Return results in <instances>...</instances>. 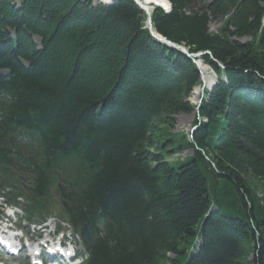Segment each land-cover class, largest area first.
<instances>
[{
	"label": "trees",
	"instance_id": "obj_1",
	"mask_svg": "<svg viewBox=\"0 0 264 264\" xmlns=\"http://www.w3.org/2000/svg\"><path fill=\"white\" fill-rule=\"evenodd\" d=\"M166 1L155 31L219 78L199 107V60L134 0H0V187L45 207L57 174L89 264H264V0Z\"/></svg>",
	"mask_w": 264,
	"mask_h": 264
},
{
	"label": "rangeland",
	"instance_id": "obj_2",
	"mask_svg": "<svg viewBox=\"0 0 264 264\" xmlns=\"http://www.w3.org/2000/svg\"><path fill=\"white\" fill-rule=\"evenodd\" d=\"M99 1L102 2V0H94V2L96 4H99L100 3ZM102 4L103 5H107V4H104L103 2H102ZM145 28H146V25H145ZM219 28H220L219 24L213 23L211 25V32L212 33H216L219 30ZM250 41H251L250 39H245L242 42L243 43H248ZM202 62H203V60H202ZM210 70H211V68H210ZM212 73H213V71H212ZM201 86H202V84H201ZM206 92H209V91H206ZM207 97L208 96H206L205 92L203 94H201L198 98H195V96L192 94V96H191L189 101H190L192 106L199 107L201 105V104H199V102L201 101V103H202V99H207ZM197 119L198 118L195 115V113L188 114V115L181 114L178 117H176L175 124H174L173 128H169L168 129V127H165V129H166L167 133H169L171 136H173V138H175L177 140H181V138L183 139V137H184L187 140V139H190L191 131L194 128L195 121ZM193 153H194V149H192V148L185 149L183 151L176 152L173 155V157H170L168 159V161L169 162H174V163L184 162L187 158L193 156ZM197 245H198L197 249H199L200 248L199 247L200 246V242ZM169 258L170 259H174V257L172 255L169 256ZM167 264H169V263H167Z\"/></svg>",
	"mask_w": 264,
	"mask_h": 264
},
{
	"label": "water",
	"instance_id": "obj_3",
	"mask_svg": "<svg viewBox=\"0 0 264 264\" xmlns=\"http://www.w3.org/2000/svg\"><path fill=\"white\" fill-rule=\"evenodd\" d=\"M115 1L117 0H111V3L108 4V6H111ZM166 1V0H165ZM100 3L99 4H102L101 1H99ZM134 2L136 3V5L147 15V22H146V28L150 35L153 37V39L157 42H159L160 44H163L165 45L166 47H169L175 51H179L181 53H183L184 55L188 56L189 58H194V59H198V60H203V57L205 56L206 53H199V54H190L188 49L185 48L184 46L182 45H178V44H175L171 41H169L167 38L161 36L160 34H158L156 31H155V28H154V25H153V22H152V14H153V11L155 8H161L165 13H169L171 11V4L168 2L169 6L168 8H162V7H159V6H156L153 7V10L151 13L148 12V10H146V8L142 5L141 3V0H134ZM195 64L200 72V69H199V63L198 61H195ZM216 78H217V82L214 86L211 87L210 91H209V94L212 93V91L214 90V88L217 86L218 82H219V78L218 76L216 75ZM199 104H201V101L199 102ZM57 184V180L55 179L54 181V186Z\"/></svg>",
	"mask_w": 264,
	"mask_h": 264
},
{
	"label": "bare ground",
	"instance_id": "obj_4",
	"mask_svg": "<svg viewBox=\"0 0 264 264\" xmlns=\"http://www.w3.org/2000/svg\"><path fill=\"white\" fill-rule=\"evenodd\" d=\"M102 2L108 5L111 3V0H102ZM141 3L149 13L152 12L155 5L162 8H168L169 6L168 2H166L165 0H141ZM198 63L200 66L199 69L201 74L202 86H198L194 89L193 95L195 96V98H198L206 91H210L211 87L214 86L217 82L216 74L214 72L212 73V69L210 70V67L201 62V60H199Z\"/></svg>",
	"mask_w": 264,
	"mask_h": 264
}]
</instances>
